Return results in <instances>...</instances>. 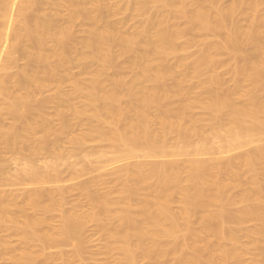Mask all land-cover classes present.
<instances>
[{
  "label": "bare ground",
  "instance_id": "6f19581e",
  "mask_svg": "<svg viewBox=\"0 0 264 264\" xmlns=\"http://www.w3.org/2000/svg\"><path fill=\"white\" fill-rule=\"evenodd\" d=\"M223 1L129 0L128 8L134 6L135 10L147 15L148 19L142 29L135 33H128L118 28L120 25H117L116 19L113 18L117 24L110 21L112 14L118 11L116 8L113 11L106 0L107 3H103L110 6L108 10H111L107 12L108 14L104 11L101 0H64L62 3L52 0H0V39H9L11 42L10 45L8 40L10 45L8 48H11L7 52L8 56L6 54V59L10 63L14 62L11 54L20 51L30 63L26 65L32 67L26 69V66L14 76L6 75L7 79L1 78L0 75V98L5 96L4 103L0 99V116L5 113L3 116L5 120L9 113L14 121L9 123L10 125H6V121L2 125L0 121V160L4 151L13 156H21L31 150L30 155H25L27 160L25 166L20 165L24 168L20 172L25 173L19 174L22 176L18 182L20 184L24 182L23 187L28 183L29 187L33 184L32 190H27L28 188H26L28 192L24 190V197L20 191L22 194L20 196L23 197L21 201H18L20 198H17L15 194L14 197L12 196L13 190L11 194L0 192V232L1 230H3L2 234L6 231L15 232V234L10 232L9 234L7 232V235L3 234L5 238L0 235L1 259L4 257L8 260V264L9 261L12 262L10 264H49V260L52 261L53 257L54 260L61 259L63 264H75L74 259L80 258L84 250L79 243L82 236L80 233L85 230L88 223L94 222L108 232L103 234L104 237L109 234L110 243H107L108 249L104 247L107 249L105 252L112 250V253L117 252L116 255L122 252L126 262L123 261L124 255L121 260L126 264H139V259L143 258L149 259L152 264H167L168 260L170 264H229L230 259L238 261L242 253L245 254L246 250L240 242L241 237L249 238L257 250L264 244V93L261 94L263 96L260 95V92H264V84L262 86L264 82V15L259 14L261 16L256 17L258 16L256 13L261 10L259 6L264 4V0H232L226 7L221 5ZM87 3L95 7V11L91 10L92 8L89 9L94 12H88ZM49 4L57 9L64 7L63 10H69V14L65 11L62 14L68 15L66 22L69 26L71 24V27L75 25L72 23L76 19L78 23L82 21L81 17L79 21L80 15H87V19L92 22L91 28V23H89L90 26L88 25L91 29L90 37L85 39L86 36L85 38L81 36L83 40L78 41L72 33L75 30H71V27L67 25L61 28L58 16L62 14L50 15L49 12H45V7L47 5L49 8ZM153 7L157 8V15L151 14ZM248 10H250L249 16L255 13L257 19L254 21L251 20L253 17L250 19L252 24H249V28L247 27L244 33L237 24L236 26L233 24L234 20L242 21L235 18L238 13L245 15L248 14L246 13ZM116 12L114 17L118 15ZM178 18L179 21L181 18L182 21L185 19L186 23H178ZM175 19L178 25L175 24ZM101 22H104L102 24L104 26L100 24L101 29H97L99 27L97 25ZM190 31L199 33L201 36L196 34L199 37H204L203 43L210 40L208 37L212 39L211 35L220 36L218 40L223 37L224 42H210V40L209 43H205L203 47L206 49H202L204 53L198 60L196 59L195 63H191L192 66L189 65L190 70L187 67L188 72L183 71L184 61L180 60L179 56L178 66L179 69L182 67V70L177 69L176 65L170 67L166 62V65L163 64L166 57H177L179 53L182 54L186 48L188 49V47L183 49L181 41L183 36L191 33ZM242 34L251 41L254 40V43L257 42L254 52L245 51L244 46L239 42ZM214 37L213 39H216ZM50 44H53L52 47ZM116 47L121 53L114 52L121 54L125 58H122L123 60L128 59L125 63L129 61V67L132 66V68L123 65L124 63L122 66L128 67L127 70H137V76L132 82L124 80L126 78L123 76L124 73L120 75L122 71L127 70L124 67L118 68L122 61L120 63V57L116 58L113 55L116 54L113 53ZM220 52L231 54L230 57H234L232 59H237L238 65L234 66L237 88L233 90L236 87L234 82L233 89L231 90L230 86H227V89L226 81L220 77V74L211 76V79L207 80L209 86H205L208 84L205 81L202 92L201 88H198L200 91L198 92L193 83V87L187 86L192 76L202 73L204 67H211V70L217 68L215 71L219 69L217 66L220 62ZM115 58L118 59L116 62L120 63V65L117 64L118 67L115 64ZM185 58L184 56V60ZM87 61L91 63L94 61L98 65L97 71L86 79L73 78V73V76L70 74L73 66L78 62ZM221 62L224 63V61ZM221 62L220 65H222ZM108 67L116 69V74L113 72L115 70L112 71L116 78L106 77ZM135 72H133L134 75ZM120 76L123 78L121 79ZM74 77L77 78V76ZM65 81H70L73 85L72 93H65L62 86L63 92L60 91L63 93L62 96L56 98L55 94L59 92L58 90L54 94L56 99L52 100L53 97L44 101L36 99L38 90L42 92L49 84L51 85L47 86L48 88L54 86L56 88L57 85L60 87ZM10 83L14 84V91L11 90ZM239 95L241 98L238 101L236 98ZM175 98L180 101L179 106L177 104L174 106V103L169 106L166 103L168 107L164 106V102L172 103ZM78 99L80 102H77ZM51 103L55 104L59 119L65 118V110H67L72 116H76L75 119L78 118L77 125L80 124L79 119H86L90 122L89 126L77 137L74 134L72 135L75 137L71 136V126L64 124L62 120L61 124L58 119L60 123V126L59 123L57 124L58 128L53 127L56 125L52 124L47 114ZM196 110L205 111L209 116L202 120L201 115L194 114ZM130 112L133 117L128 114ZM9 114L7 117L10 116ZM152 124H157L158 130H153ZM208 129L216 132L219 139L222 138L224 153L239 151L253 144L256 148L239 157L230 159L226 157L222 161L219 159L220 162L203 160L204 157L203 159L201 157L210 152L209 145L207 147L208 137L206 134L207 138L202 135V132H207ZM194 134L200 137V140L197 139L198 143L192 141ZM172 136L182 139L185 142L183 143L185 149H192L193 155L196 153L197 157L184 162H179L180 158L178 161L167 163L158 161V164L156 161H151L154 163L151 164L149 161L145 163L136 160L134 163L117 167L115 177L112 181L108 178L110 180L108 183L106 182L108 179H105L108 175L88 178L90 180L87 182L80 181L82 183L80 186L78 184L74 186L78 187L75 190H79L88 200L81 201L83 205H85L84 201L89 202L87 203V206H90V210L87 209L89 212L85 213L82 207L85 214L80 211L81 209L79 210L81 208L79 205L72 207V210H66L64 207L67 194L75 187L70 186L72 188L65 189L50 184L54 182L55 185L65 180L63 178L65 176L62 175L63 169L56 166L57 159L55 160V157L49 154L63 151L66 140L69 145L85 146V149L88 146L86 144L91 142H95L94 144L104 142V145L107 143L112 156L102 152L100 157L103 168L120 161H131L135 157V159L144 158L142 155L149 158L161 157L164 160L181 156V154L176 156L181 151L179 149L181 145L174 144L176 147L168 149L167 141ZM64 137L68 139L64 141ZM179 143L182 144V142ZM41 154H44L45 158L53 157L54 159H51L57 163H53V166L56 167H46L49 171L43 168L46 172H43L42 167L41 169L37 167L34 160L37 162L39 160L34 159L33 156L38 157ZM66 154H59L56 157L61 155L63 157ZM69 154H71L70 150ZM138 154L141 156L138 157ZM229 157L232 156L229 155ZM9 158L13 159L10 162L21 160L18 164L16 163L17 165L23 162L22 156L21 159L18 156L15 157L17 160L11 156ZM58 160L61 161L60 158ZM212 160L215 161V159ZM1 164L4 163L1 162ZM3 166L6 168L7 165ZM67 166L69 167V164ZM245 167L254 174L252 181L249 179L251 186L246 183L253 188H245L249 187L244 183L245 178L243 182ZM64 171L63 174H65ZM5 172L3 167L0 168V184L4 182L6 174L4 176L2 173ZM12 179L14 181L16 177ZM35 183H39L38 185L49 183L53 187L48 185V188H42L43 185L40 189H34ZM109 183L112 184L109 185L110 189L105 190ZM237 187L245 188L242 191L243 194L241 193L242 196L240 195L241 201L239 202L240 197L239 200L235 199L242 207L239 206L240 209L230 211L229 207L236 202L233 201L234 198H228L229 193L230 191L233 193L232 190H236ZM78 203L80 204V201ZM178 207L180 210L176 212ZM56 216L60 218L58 223H54L56 221L52 219ZM249 222H254L255 226L250 229L244 228L243 226ZM195 226H199L200 229L203 227V229H195ZM16 234L21 237L22 242L18 245L23 251L16 250L18 246H15L14 250V247H11V239H7V236L11 237V235V238L17 237ZM209 237L213 238V241H208ZM74 242L80 244L72 246L75 252L71 253H74L76 258L71 259L75 255H68L70 252L54 254L55 256H52L53 253L51 255L49 253L50 256L48 253L45 254L48 249L63 247L67 244L71 246ZM252 246L254 247L253 244ZM261 250L263 253L261 257H257V260L261 258L258 261L264 264V249ZM42 258L43 260L40 261Z\"/></svg>",
  "mask_w": 264,
  "mask_h": 264
},
{
  "label": "rangeland",
  "instance_id": "374dc122",
  "mask_svg": "<svg viewBox=\"0 0 264 264\" xmlns=\"http://www.w3.org/2000/svg\"><path fill=\"white\" fill-rule=\"evenodd\" d=\"M52 1H54V2H57V3H62L61 2V0H52ZM107 2H109L108 4H110V6H112V7H110L113 11H115V8H116V10L118 11V12H116V15H117V13H118V15L116 16V17H114V13L112 14V19L114 18V19H116L117 21H118V24H117V21L115 20L114 21V19L112 20H110V21H113V23L115 22L117 25H120V26H118V28L119 29H122V31H124V32H128V33H135L137 30H140V29H142L145 25V22L147 21V19H148V16L147 15H143L142 13H140L139 11H137V10H135V8H133V7H129L128 8V1L129 0H106ZM101 2H102V4H104V5H102L103 7H104V11H106V13L108 12H110L111 10H108L109 9V7L107 6V4H105V3H107V2H105V0H101ZM103 2H105V3H103ZM230 2H232V0L230 1V0H224L222 3H221V5L223 6V7H226V6H229V4H231ZM229 3V4H228ZM87 5V7L86 8H88L87 10H88V12L89 13H92V12H94L95 10H94V6L92 5H90V3H87L86 4ZM88 5H89V7H88ZM106 5V6H105ZM225 5V6H224ZM262 5V4H261ZM261 5L259 6V10L260 11H258V13H256V15H258V16H256L255 15V13H254V15L253 16H249L250 15V10H248V11H246V13H248V14H239L238 13V15L237 16H235V18L237 17V18H239V21H241V22H237L238 21V19H237V21L236 20H234V24H233V26H236V24L238 25L237 27H239V28H241L243 31H244V33H245V30L247 29V27L249 26V24H252V21H254L255 19H257V18H255V16L256 17H260L261 15L263 16L264 14V8H263V6H264V4L262 5V7H261ZM91 6V7H90ZM54 7V8H53ZM46 8H47V10H46ZM49 8H50V10H49ZM49 8H48V6L46 5V7H45V12L46 13H48L49 12V14L50 15H52V13H53V15H58V13L61 15L62 13H65V12H67L68 14H69V10H63V8H60V9H57L55 6H53V5H51V4H49ZM66 8V7H65ZM92 8V9H91ZM51 9H52V11H51ZM89 9H91V10H94V11H92L91 12V10H89ZM56 11V13L54 12V11ZM63 10V11H62ZM62 11V12H61ZM65 11V12H64ZM112 11V12H113ZM151 14H154L155 15V13H156V15L158 14L156 11H158L157 10V8H155V7H153L152 9H151ZM260 12V13H259ZM263 12V13H262ZM67 13H66V15H67ZM107 13V14H108ZM252 14H253V11H252ZM251 14V15H252ZM259 14H261L260 16H259ZM63 15H64V19H63ZM84 15V14H83ZM80 15L78 18H82V21L80 22V23H78V19H76L75 20V22L74 23H72V25L73 24H75V25H73L72 27H71V24H70V26H69V24L66 22V17L68 16H65V14H62L61 16H58V18H59V25H60V21H61V28H64L66 25L67 26H69V27H71V30H75V32H73L72 31V33H74L73 35L74 36H76L75 37V39L76 40H78V41H80V40H83L82 38H85V36H86V38L85 39H87V38H89L90 37V28L92 27V22H90V20L89 19H87L88 17H87V15ZM245 17H244V16ZM83 16V17H82ZM239 16V17H238ZM242 16V17H241ZM247 16V17H246ZM61 17V18H60ZM85 17V18H84ZM253 17V19H251ZM81 18L79 19V21L81 20ZM243 18H245V19H243ZM84 19V20H83ZM249 19V20H248ZM252 21H251V20ZM89 20V21H88ZM176 20V19H175ZM174 20V22H175V24H177V20H178V23H183V24H185L186 22H184V21H186L185 19H183V21H182V18H181V20L179 21V18L175 21ZM76 21H77V23H76ZM250 21H251V23H250ZM89 23H91V26L89 25ZM114 23V24H115ZM240 25H239V24ZM100 24H101V26L103 27L104 25H102V24H104V22H101V23H99V25H97V29H101V27H100ZM183 24H181V25H183ZM90 26V28H89V26ZM178 25V24H177ZM242 26V27H241ZM87 27H88V29H87ZM74 28V29H73ZM244 28V29H243ZM249 28V27H248ZM191 33H189V35L188 34H186V36H183V40L181 41V44H182V47L184 46V50H185V47H188V49L186 48V50L184 51V52H182V54H178L177 55V57H173V56H171V57H166L164 60H166V61H164L163 62V64H165V62H166V64L168 63L169 64V66L170 67H175L174 65H176V67H177V69H179V60H177L178 59V56L179 57H181V58H183V59H181L180 58V60H183L184 61V64H183V68H185L183 71H186V72H188V70H186V69H188L189 68V70L191 69L190 68V66L189 65H191L192 66V64L191 63H195V61H197L198 59H199V57H201L202 56V54L204 53L203 52V50H205L206 48L205 47H203V45L205 46V43H209V41L210 42H224V38L223 37H221V38H219V40H218V37H220V36H213V35H211L212 36V39H211V37H208V38H210V40L207 38V40H209V41H204V43L202 42L203 41V39H204V37H199V36H201L199 33H196V32H192V31H190ZM194 33H195V36H194ZM76 34V35H75ZM193 34V35H192ZM196 34H198L199 36H197ZM188 35V36H187ZM81 36H82V38H81ZM194 36V37H193ZM213 37L214 38H216V39H213ZM84 39V40H85ZM182 39V38H181ZM195 39V40H194ZM221 39V40H220ZM9 40V39H8ZM8 40H1L0 39V75H1V78H8V76H6V75H10V76H12V74H13V76L16 74H18V72L20 73L21 72V69L23 70L26 66V69L28 68V69H31L32 67H30V65H26V64H28L29 63V61L27 62V60L28 59H26L24 56H22V53L20 52V51H16V54H11V59L12 60H14V62L13 61H11V63L10 62H8L7 61V59H6V57L8 56V54H7V52H9L10 51V48H8ZM206 40V39H205ZM212 40H215V41H212ZM217 40V41H216ZM263 40H264V38H263ZM7 42V43H6ZM9 42H10V40H9ZM239 42L240 43H242V45L244 46V49H245V51H252V52H254V50H255V48H256V46H257V42L255 41V43H254V40H252L251 41V39H249L246 35H244V34H242L241 36H240V39H239ZM190 43V44H189ZM203 43V44H202ZM10 45H11V42H10ZM9 45V46H10ZM51 45V47H52V45L53 44H50ZM207 45V44H206ZM50 47V46H49ZM203 48H205V49H203ZM118 49V50H117ZM203 49V50H202ZM114 51H119L118 53H121L120 52V49L119 48H117L116 47V49H113V53H116V52H114ZM202 52V53H201ZM251 52V53H252ZM19 53V54H18ZM118 53H116V54H113L114 55V57H116V58H119L120 60V63H121V61H122V63H121V66H119L120 65V63H117L116 62V60H118V59H116L115 58V64H116V66L118 67V68H123L124 67V69L125 70H127L126 68H128L129 67V65L130 64H128L129 63V61L127 62V63H125V61H127L128 59H126V60H123V59H125L124 57H122L121 56V54H118ZM221 53V52H220ZM226 53V52H225ZM6 54H7V56H6ZM222 54V53H221ZM219 55L220 57V62L221 61H224V63L223 62H221L222 63V65H223V67H222V65H220V62H219V65L217 66V67H219V69L217 70V71H215L216 69H214L213 70V68H212V70H211V67H204L205 69L202 71V73H200V74H195V75H193L192 76V79L190 80V84H189V82H188V84H187V86H192V83H193V86L195 87V88H197V90H198V92H202V85L203 84H205L206 82L205 81H207L208 79L210 80L211 79V76L212 77H215L216 76V74H220V77H222V78H224L225 79V81H226V83L225 84H227V85H225L226 86V88L228 89V87L230 86V88H231V90L233 89L232 87H234L233 85H235V83H236V80L234 79L235 78V76H234V70H235V65H238V62L236 61L237 59L235 58V60L234 59H232V58H234L233 56H232V58L230 57V55L228 54V53H226V54H222V55ZM245 54H247V53H245ZM21 55V56H20ZM181 55V56H180ZM183 55V56H182ZM248 55H249V52H248ZM251 55V54H250ZM184 56L186 57L185 58V60H184ZM217 56V55H216ZM24 57V58H23ZM123 58V59H122ZM175 58V59H174ZM218 58V59H219ZM5 59V60H4ZM197 59V60H196ZM175 60V61H174ZM187 60V61H186ZM7 61V62H6ZM92 61V60H91ZM91 61H87V62H81V63H77V65L75 64L74 66H73V69H71L72 71H71V76H77V78L76 77H74L73 76V78H75V79H78V80H80V79H86V78H88V77H90L93 73H95L96 71H97V68H98V65L94 62V64L92 65V63H91ZM186 61V62H185ZM236 61V62H235ZM174 62H177L176 64L174 63ZM187 62L189 63V64H187ZM7 63V64H6ZM124 63V64H123ZM172 63H174L173 65H172ZM237 63V64H236ZM8 64H10L9 66H8ZM30 64V63H29ZM117 64H119V65H117ZM122 64L123 65H128V67H126V66H122ZM165 64V65H166ZM225 64V65H224ZM94 65H97V66H95L94 67ZM29 66V67H28ZM168 66V65H167ZM111 67V66H110ZM182 67H180V69L179 70H182L183 68ZM188 67V68H187ZM4 68H6L5 70H4ZM75 68V69H74ZM94 68H96V69H94ZM129 68H132V66H130ZM233 68V69H232ZM95 71H94V70ZM108 69H110L109 71H108ZM108 69H107V71H106V77L107 78H116L115 77V74L117 73V71H116V69L114 68V69H111V68H109L108 67ZM123 69V70H124ZM113 70H115V71H113ZM132 72H131V71ZM134 70V69H133ZM132 69H128L127 71H122V74L120 73V75H123V73L125 74V75H123L124 77H126L124 80H126L127 82H132L133 81V79L135 78V76H137V70H136V72H135V70L133 71ZM232 70H233V72H232ZM115 73H113V72ZM182 71V72H183ZM133 72H135V75L133 74ZM182 72H180V73H182ZM186 72H184V73H186ZM217 72V73H216ZM72 73H73V75H72ZM114 74V76H112ZM132 75H134V77L132 76ZM215 75V76H214ZM222 75V76H221ZM121 77V79L123 78L122 76H120ZM119 77V78H120ZM130 78V79H129ZM129 81H128V80ZM235 80V81H234ZM264 81V80H263ZM209 81H207V83H208ZM235 82V83H234ZM65 85H64V84ZM61 85H60V87H57V86H59V85H57L56 86V88H58V89H56L55 88V86L52 88V87H47V86H49V85H51V84H49V85H47L43 90H42V92L40 91V90H38L39 92H37V95L35 96V97H38V98H36V99H41L40 101H44V100H47V99H51V97H53L52 98V100L53 99H56L57 97H60V96H62L63 95V93H61V92H63V91H61V87L63 86V88H62V90H64V92L65 93H67V94H69V93H72V90H73V85H71L70 84V81H65V82H63ZM72 83V82H71ZM201 83V84H200ZM11 84H13V83H10V87L12 88L11 90L12 91H14L15 90V86H14V84L13 85H11ZM195 84H196V86H195ZM198 84V85H197ZM263 84H264V82L262 83V86H263ZM54 84H52V86H53ZM56 85V84H55ZM210 84L208 83V84H206L205 86H209ZM13 86V87H12ZM192 86V87H193ZM228 86V87H227ZM13 88H14V90H13ZM55 88V89H54ZM198 88H201V90L199 91V89ZM237 88V83H236V87L233 89V90H235ZM58 90H59V92H58ZM33 91H35V90H33ZM36 92L34 93V94H36ZM55 92H58L57 94H55ZM69 92V93H68ZM204 92V91H203ZM64 93V94H65ZM264 92H260V95L261 94H263ZM54 94H55V96H56V98H55V96H54ZM259 94V93H258ZM259 95V96H260ZM261 96H263V95H261ZM1 97V96H0ZM237 97V96H236ZM4 98V99H3ZM3 98L1 99V101H2V103H4L5 102V96H3ZM239 98H241L240 97V95H239V97L238 98H236V99H238V101L240 100ZM178 98H175V99H173L174 101H172V103H170V102H164L165 104H164V106H166V103H167V105L169 106V105H173V103L175 104L174 106H176V104H177V106H179L180 105V101H178L177 100ZM81 100V99H80ZM176 100V101H175ZM179 100H180V98H179ZM242 100V99H241ZM0 101V102H1ZM39 101V100H38ZM77 101V100H76ZM178 101V103H175V102H177ZM77 102H80L79 101V99H78V101ZM52 106V107H51ZM168 106H166V107H168ZM52 108H53V110H54V112H53V110H52ZM65 118H67L66 120H65V118H61V119H59L60 117L58 116V113H57V109H56V106H55V104L54 103H51V105H49V107H48V110H47V114H48V116L50 117L49 119L51 120V122H52V124L54 123L56 126H53V127H55V128H58V125L60 126V123L62 124L63 122H64V124H69L70 126H71V136H74V135H76V137L78 136V135H81L85 130H86V128L89 126V121L87 120L86 121V119H79V121L78 122H80V124L79 125H77V119H75L76 118V116L75 115H71V112L70 111H68L67 112V110H65ZM132 112H130V113H128V114H130L131 115V117H133L132 115L133 114H131ZM9 113H7V115H8ZM68 114H69V117H68ZM195 115H198V116H200V117H202V120H204V119H207V118H204V117H207V113L204 111H201V110H196L195 111V113H194ZM2 115V114H1ZM7 115H6V119L4 120V117L3 116H5V113L2 115V116H0L1 118H0V121H1V123H2V125H4L5 124V121H6V125H10L9 123H11L12 121H13V119H12V117H11V115L10 116H8L7 117ZM55 115H57V116H55ZM130 115H128L129 117H130ZM194 115V116H195ZM70 116H71V119H70ZM197 116V117H198ZM209 116V115H208ZM59 117V118H58ZM196 117V116H195ZM200 117H198L199 119H201ZM2 118H3V120H2ZM197 118V119H198ZM58 119L60 120V123H59V121H58ZM65 121H64V120ZM61 120L63 121V122H61ZM81 120V121H80ZM85 120V121H84ZM3 121V122H2ZM73 123H75V124H73ZM84 121V122H83ZM14 122V121H13ZM12 122V123H13ZM68 122V123H67ZM59 123V124H58ZM82 123V124H81ZM88 123V124H87ZM58 124V125H57ZM63 124V125H64ZM63 125H61V126H63ZM73 125V126H72ZM84 125V126H83ZM85 125H87L86 127H85ZM81 126V127H80ZM83 127H85V128H83ZM154 127V128H153ZM158 125L157 124H152V129L153 130H158ZM156 128V129H155ZM74 129H75V132H74ZM81 129H82V131H81ZM211 129H208L207 130V132H202V135L205 137V134H206V136L208 137V141H207V147H208V145H209V147H208V149H209V154H207V155H205L206 156V158H205V156H202L201 157V155H199L202 159H203V157H204V159L203 160H207V161H209V160H211L210 162H220V161H222V160H225L224 158H226L227 157V159H230V158H233V157H239V155L241 156V155H243V154H245V153H247V152H250V151H252L253 150V148L255 149L256 147H255V144H253V145H250V146H248V147H245L244 149H240L239 151L238 150H236V151H233L232 153H224V151H223V148H222V146H223V141H222V138H220L221 139V141H220V139L218 138L219 136H217L216 135V132H213L212 130V132L210 131ZM204 133V134H203ZM72 134H74V135H72ZM195 135L196 134H194V136L192 135V141L193 142H196L197 141V143L199 142L198 140H200V137L199 136H197L196 135V137H195ZM75 137V136H74ZM193 137H195V139L193 138ZM207 137H205V138H207ZM199 138V139H198ZM65 139H68V138H66V137H64L63 138V140L65 141ZM198 139V140H197ZM178 140H180L179 138H177V137H174V136H172V137H170L169 139H168V141H167V146H168V149H173L174 147H176V146H180L179 147V149H181V151L178 153V154H176V156H178V155H180L181 154V156H178V157H171V158H165L166 160H164V158H162L161 159V157H159V158H154V157H145L144 155H142L144 158H142V157H140L141 155V153L140 154H138L137 156L138 157H140V158H138V159H131V161L130 160H128V161H120L119 163H116V164H111V165H108V166H105V167H103L102 168V158L100 157V155L102 154V152L103 153H107V154H110V150H108L109 148H108V144L106 143V145H104V142H96V144H94L95 142H91V143H88V144H86V145H88L87 147H86V149H85V146L83 147V146H80V147H74V146H72L71 144V146L69 145V143L67 142V140L65 141V145H64V150L63 151H61V152H63V153H50L49 155H51V156H53V157H55V160L57 159V163H55L54 161L55 160H53L54 158L53 157H51V158H53V159H51L50 157L49 158H45V157H43L44 156V154L42 155H39V156H41L42 158H40L39 156V158L37 157V156H33V158L34 159H38L39 160V162H37V160H34L35 161V164L37 165V167H39L40 169H41V167H42V170H43V168L46 170V171H49V168H51V167H54L53 166V163L54 164H57L56 166H60V169L62 170V175L63 176H65V177H63L62 178V176H61V179H63L64 181H60V182H57L55 185H54V182H52V183H50V184H52L53 186H58L59 188L61 187H63V188H65V189H68L70 186H72V187H75L76 186V184H78L79 186L82 184L80 181H89L90 179H92V177L93 178H95V177H98V176H101V175H104V176H106V175H108V176H106L105 177V179H110L111 181L113 180V178L115 177V175H114V173H115V171H116V168L117 167H120V165L121 166H123V165H125V164H128V163H134L136 160H138L139 162H141V161H149V163L152 161V162H157L156 164H158V161H163L162 163H167V162H171V161H178L179 160V158L182 160H179V162H184L185 160H187V159H190V158H193V157H197V155H195L196 153H194V155H193V150L192 149H189V150H186L185 149V144H183V143H185L182 139L180 140V141H178ZM68 143V145H67V143ZM179 142H182V144L181 143H179ZM221 142H222V144H221ZM102 143V144H101ZM196 143V144H197ZM90 144V145H89ZM94 144V145H93ZM176 146H175V145ZM97 145H100V146H97ZM174 145V146H173ZM184 145V146H183ZM92 146V147H91ZM106 146V147H105ZM256 146H257V143H256ZM102 147H104L103 149H100V148H102ZM68 148V149H67ZM77 148H80L81 149V151H80V149H77ZM83 148V149H82ZM222 148V149H221ZM72 149V150H71ZM75 149H77L76 151H75ZM107 149V150H106ZM69 150H70V153L71 154H69ZM87 150V151H86ZM92 150V151H91ZM101 150H106L105 152L104 151H101ZM182 150H184V152L182 151ZM211 150H213V151H211ZM245 152H244V151ZM249 150V151H248ZM88 152H89V155H87L88 154ZM238 152V153H237ZM3 153H5V154H3ZM2 154H1V162H3L4 164L3 165H7L6 166V168H5V166H3L2 164H1V162H0V168H2L3 167V169H4V172L5 173H2V174H4V176H5V174H6V177H5V179L3 178L4 176H2L1 175V178H3L4 179V182L2 183V184H0V192H4V193H6V194H11V191L13 190L14 192H16V193H18V192H20V191H22V193H23V195L21 194V192L19 193V194H16V193H14V192H12V196L14 197V194L16 195V197L17 198H20V200H18V201H21V198H22V200H23V197H24V194H25V191L24 190H26V188H28L27 190H32L31 189V187H32V185L33 184H31V187H29L30 186V184L28 183L27 184V182L25 183V184H27V185H25L24 187H23V185H24V182L23 183H19L18 182V179L20 180L21 178H20V176H22V175H24L23 173H25L24 171L21 173L20 171H22L24 168V166H25V164H26V161L27 160H25L26 159V156L27 155H30V153H31V150L28 152H25V154H23V155H21L23 158V162H21V163H23V164H19V165H17L20 161L19 160H17V158H15V157H20V159H21V156L20 155H11V153H7V151L5 152H3ZM66 154V156H63L62 157V155L63 154ZM87 153V154H86ZM185 153H187V154H185ZM8 154H10V155H8ZM48 154V153H47ZM47 154H45V155H47ZM59 154H62L61 155V157H56V155L57 156H59ZM86 154V155H85ZM192 154V155H191ZM26 155V156H25ZM55 155V156H54ZM189 155V156H188ZM226 155V156H225ZM229 155L230 156H232V157H229ZM236 155V156H235ZM8 158V160H7V158ZM13 157L14 158V160H17V162L16 161H12V162H10L11 160H13L12 158H9V157ZM68 156V157H67ZM108 156H112V154H110V155H108ZM188 156V157H187ZM198 156V157H199ZM208 156H210V157H208ZM199 157V158H200ZM223 157V158H222ZM60 158V160L61 161H59L58 159ZM62 158H63V160H65L64 161V164H63V160H62ZM67 158V159H66ZM146 158V159H145ZM148 158V159H147ZM154 158V159H153ZM178 158V159H177ZM182 158H184V159H182ZM5 159V160H4ZM10 159V160H9ZM44 159V160H43ZM169 159V160H168ZM173 159V160H172ZM212 159H215V161L214 160H212ZM219 159H220V161H219ZM226 159V160H227ZM134 160V161H133ZM168 160V161H167ZM216 160H218V161H216ZM8 161V162H7ZM19 161V162H18ZM59 162H61V164L59 163ZM145 162V163H146ZM151 162V164H154V163H152ZM17 163V164H16ZM71 163V164H70ZM137 163V162H136ZM148 163V162H147ZM160 163V162H159ZM60 164V165H59ZM69 164V167L67 166ZM2 165V166H1ZM20 165H22L23 167H21ZM48 165H50V166H48ZM74 167H73V166ZM19 166V167H18ZM55 166V167H56ZM21 167V168H20ZM46 167H49L48 169H46ZM54 167V168H55ZM71 167H73V171H71ZM87 168V169H85V168ZM67 168V169H66ZM98 168H99V170H98ZM246 168V167H245ZM21 169V170H20ZM248 168H246V169H244V171L245 172H243V182H244V178H245V180H246V182H244L245 184L246 183H248L250 186H251V182L249 181V179L251 180V178L252 177H254V174L248 169ZM45 170H43V172L45 171ZM65 170V171H64ZM78 170V171H77ZM87 170V172H85L84 173V171H86ZM95 170V171H94ZM97 170V171H96ZM45 171V172H46ZM63 171H64V173L65 174H63ZM81 171V172H80ZM93 171V172H92ZM8 172V173H7ZM42 172V173H43ZM74 172V173H73ZM76 172H80L79 174H75ZM22 174V175H19V174ZM245 173H246V175H245ZM250 173V174H249ZM16 175V176H15ZM26 175V174H25ZM74 175V176H73ZM75 175H76V177H75ZM251 175H253V176H251ZM13 176V177H12ZM17 176L19 177V178H17ZM247 176V177H246ZM8 177V178H7ZM16 177V180H14L13 181V179L12 178H15ZM24 177V176H23ZM6 178H7V180H6ZM9 178H11L10 180H9ZM88 178H90V179H88ZM108 179V180H109ZM253 179V178H252ZM7 181V183H6V181ZM106 181L107 183L108 182H110V180L109 181ZM9 181V182H8ZM13 181V182H12ZM252 181V180H251ZM10 182H12L11 184H10ZM79 182V183H78ZM250 182V183H249ZM8 183H9V185H8ZM4 184V185H3ZM18 184V185H17ZM39 183H35L34 184V186H33V188L34 189H40V187H42L43 185V187L42 188H48L47 186L49 185L51 188L53 187L52 185H50L49 183H48V185H45V184H43V185H38ZM47 184V183H46ZM248 184H246L247 186H249ZM22 185V186H21ZM75 185V186H74ZM109 185H112V184H107V189H105V190H109L110 189V187H109ZM19 186V187H18ZM27 186V187H26ZM65 186V187H64ZM245 187V188H253V187ZM49 187V188H50ZM68 187V188H67ZM72 187H70V188H72ZM20 188H21V190H20ZM25 188V189H24ZM30 188V189H29ZM41 188V189H42ZM69 188V189H70ZM78 188V187H77ZM76 187L73 189L72 188V190L67 194V198H66V202H65V208H66V210L68 209V210H72V207H76L77 205H79L81 208H79V210L82 212V213H84L83 211H85V213H87V212H89V210H90V206H87L88 204L87 203H89V202H87L86 203V201H84L85 202V205H86V207H85V205H83V203L81 202V201H83L84 199H86L87 200V198H85L84 197V195L82 196V193L79 191V190H75V189H77ZM237 188H239V189H237ZM237 188H235L236 190H234V191H236V192H234L233 190H232V192L233 193H231V191H230V196L228 197L229 199L230 198H234L233 199V201H235L236 202V204H234V205H232L231 207H229V210L230 211H236V210H238V208H239V206H240V208L242 207L240 204L238 205V203L241 201V197H240V195L242 196V191L245 189V188H240V187H237ZM16 190V191H15ZM26 190V191H27ZM6 191H8V192H6ZM75 191V192H74ZM77 191V192H76ZM28 192V191H27ZM79 192V193H78ZM242 193V194H241ZM81 194V195H80ZM228 194V195H229ZM231 194H233V196H231ZM20 195H22V196H20ZM116 195V197H118L119 195L116 193L115 194ZM19 196V197H18ZM83 197V198H82ZM239 197H240V200H239ZM82 198V199H81ZM239 200V202H237L236 200ZM80 201V204L78 203L79 201ZM232 200V199H231ZM78 201V202H77ZM88 201V200H87ZM234 202V203H235ZM82 203V204H81ZM241 203H243V202H241ZM244 204V203H243ZM75 205V206H74ZM177 206V205H176ZM175 206V207H176ZM243 206H245V204L243 205ZM84 208V210H83V208ZM89 208V210H87ZM239 208V209H240ZM74 209V208H73ZM179 209V207L178 208H176V212H177V210ZM83 210V211H82ZM180 210V209H179ZM178 210V211H179ZM79 211V212H80ZM84 213V214H85ZM56 214V213H55ZM55 216V215H54ZM57 217V216H56ZM56 217H54V218H52L54 221H56V222H54V223H58L59 222V220H60V218H59V216L56 218ZM198 220L196 219V222H197ZM198 223H199V221H198ZM254 222H249V223H246V225H244L243 227L245 228L246 227V229H250V228H253L255 225V223L253 224ZM97 225V226H96ZM114 225V224H113ZM197 225V224H196ZM199 225V224H198ZM202 226V225H201ZM252 226V227H251ZM232 227V226H231ZM236 227V226H235ZM235 227H232V228H235ZM47 228V230H48V226L46 227ZM1 229V228H0ZM85 230L82 232L81 231V233H80V235H82L81 237H80V240L81 241H79V243L81 244H77L76 242H74V243H76V244H71V246L69 245V244H67L66 246L64 245L63 247L61 246V247H57V248H54V249H48L47 250V252H45V254L46 253H48V255H49V253H50V255H51V253H53L52 254V256L55 254H59V253H63V252H67V253H69L68 255H70V254H72L71 252H75V250H73V249H75V248H73L74 247V245H77V246H81V247H83L84 248V250H83V253H82V255H81V257L80 258H76V255L73 253L72 255H75V257L73 256V257H71V259L72 258H76V259H74V262H75V264H126V263H124L123 261H125L126 262V259H125V255L122 253V252H120V254L119 255H116L117 254V252H116V254L113 252L112 253V250H110V251H106L105 252V250H107L108 249V245L109 244H107V243H110V239H109V234H108V236H106V237H108L107 239H104V238H106V237H104L103 236V234L104 233H108L107 231L105 232V230H103L98 224H96L95 222L94 223H88L87 225H86V227L84 228ZM195 229H199V230H202L203 229V227H202V229H200V227L198 226V227H196L195 226ZM198 230V231H199ZM102 231V232H101ZM1 232H3V230H1ZM0 232V235H1V237L3 236V234ZM8 232V233H7ZM9 232L10 231H6L5 232V234L7 233V234H9ZM15 234V232H10V234ZM102 233V234H101ZM4 234V235H5ZM6 234V235H7ZM18 234V233H17ZM16 234V235H17ZM20 235H17V237H13V238H11L12 237V235H11V237H8L7 236V239L8 238H10L11 239V243L13 244H11V247L15 250V246L17 247V249L16 250H19V251H23V250H21L22 248H19L20 247V245H18V244H20L22 241H21V237H19ZM18 237L20 238V241H19V239H18ZM246 236H244V237H241V239L240 240H242V241H240L241 242V244H242V246L244 247V249L246 250V251H244V253L245 254H243L242 253V257L238 260V261H236L235 259H233L232 261H231V259H230V261H229V264H260L259 263V259H261V258H258V260H257V257H261V254L263 253V251L261 250V249H264V247H263V245H261L260 247H258L259 249L257 250V248H256V246H255V244L254 243H251V240L249 239V238H245ZM3 238H5V236H3ZM6 239V240H7ZM213 238H211L210 239V237H209V239H207L208 241L210 240V241H213L212 240ZM249 239V240H248ZM106 240H109L108 242L106 241ZM76 241H78V240H76ZM9 243H10V240L8 241ZM20 242V243H19ZM230 244V243H229ZM252 244L254 245V247L252 246ZM107 245V246H106ZM38 246V245H37ZM73 246V247H72ZM21 247H23V245H21ZM104 247H107V249L106 248H104ZM19 248V249H18ZM82 248V249H83ZM256 248V249H255ZM1 250H2V248L0 247V252H1ZM18 251V252H19ZM114 251V250H113ZM115 251H116V249H115ZM118 251V250H117ZM257 251H259V252H257ZM108 252V253H107ZM110 252V253H109ZM106 253H107V255L108 254H115L114 256H107L106 255ZM119 253V252H118ZM66 254V253H65ZM260 254V255H259ZM47 255V256H48ZM49 255V256H50ZM54 255V256H55ZM122 255H124V257L122 256ZM0 256L2 257V253H0ZM51 256V257H52ZM71 256V255H70ZM122 257H123V259H125V260H121L122 259ZM4 258V257H3ZM2 258V259H3ZM118 258H120L119 260H118ZM141 258H143V257H141ZM1 258H0V264H8V260H6L5 258V260L3 259L2 260ZM145 259V260H144ZM41 260H43V258L42 259H40V261ZM61 259H59L58 260V258H57V260H54V258L52 257V261H55V262H53L52 263V261H50L49 260V264H61L62 262L60 261ZM123 262H121V261ZM140 260V262H139V264H152V261H150L149 262V259H147L146 260V258H143V259H139ZM171 260V259H170ZM241 260V261H240ZM258 262H257V261ZM10 262L11 261H9V264H10ZM231 262V263H230ZM239 262V263H238ZM12 263V262H11ZM64 263V262H63ZM62 263V264H63ZM167 264H170V262H169V260L167 261ZM262 264V263H261Z\"/></svg>",
  "mask_w": 264,
  "mask_h": 264
}]
</instances>
